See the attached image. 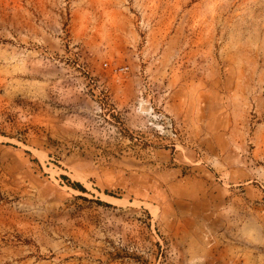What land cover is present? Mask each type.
Masks as SVG:
<instances>
[{"label":"rangeland","instance_id":"374dc122","mask_svg":"<svg viewBox=\"0 0 264 264\" xmlns=\"http://www.w3.org/2000/svg\"><path fill=\"white\" fill-rule=\"evenodd\" d=\"M0 130V264H264V0H0Z\"/></svg>","mask_w":264,"mask_h":264},{"label":"trees","instance_id":"16d2710c","mask_svg":"<svg viewBox=\"0 0 264 264\" xmlns=\"http://www.w3.org/2000/svg\"><path fill=\"white\" fill-rule=\"evenodd\" d=\"M0 135H4L2 132H1V130H0ZM65 179V178H64ZM73 187H77V189H79L80 191H84V189L81 187V186H79V184H75V185H73Z\"/></svg>","mask_w":264,"mask_h":264}]
</instances>
